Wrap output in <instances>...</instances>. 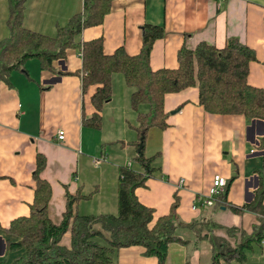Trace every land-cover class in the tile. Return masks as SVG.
I'll return each instance as SVG.
<instances>
[{
    "label": "crops",
    "instance_id": "obj_1",
    "mask_svg": "<svg viewBox=\"0 0 264 264\" xmlns=\"http://www.w3.org/2000/svg\"><path fill=\"white\" fill-rule=\"evenodd\" d=\"M85 0H28L23 26L30 31L56 35L72 17L83 11ZM9 0H0V41L10 36ZM164 27L166 36L153 45L150 67L153 71L176 69L178 51L194 50L200 43L218 49L237 40L255 53L249 64L247 83L264 89V0H112L103 22L82 31V43L102 39L103 52L112 55L123 48L130 56L142 47V28ZM54 72L43 69L37 59L27 61L23 71H13L0 81V226L7 228L18 218L30 215L34 200L33 174L38 154L45 157L40 177L51 187L48 215L60 225L66 210V195H82L75 212L79 216L117 213L119 170L135 157L133 126L136 114L131 108L132 90L122 75L112 78V98L101 112L99 129L86 126L95 108L96 87L82 89L81 53L70 49L63 60L53 64ZM167 129H151L145 137L144 156L159 154L160 169L135 191L138 201L154 211V222L169 214L175 196L182 222L211 220L224 228L213 235L232 246L251 235L256 216L234 214L230 206L250 204L264 170V121L242 116L206 113L199 105L198 89L188 88L168 94L164 101ZM60 130L65 140L57 142ZM227 180L228 207L206 208L197 199L207 195L213 178ZM86 197V198H85ZM153 222V224H154ZM226 228H235L231 237ZM177 235L190 245L172 244L166 264H213L209 239L194 246L195 237L187 229ZM18 238L0 230V261L11 264L22 252H8L7 242ZM104 244L103 241H99ZM61 245L69 248L70 235ZM117 264H158L145 257L141 247L120 249ZM264 264V242L255 245L243 263Z\"/></svg>",
    "mask_w": 264,
    "mask_h": 264
},
{
    "label": "trees",
    "instance_id": "obj_2",
    "mask_svg": "<svg viewBox=\"0 0 264 264\" xmlns=\"http://www.w3.org/2000/svg\"><path fill=\"white\" fill-rule=\"evenodd\" d=\"M27 1L9 0L10 36L0 41V81L6 82L13 71H23L24 64L33 59L39 60L43 69L54 72V62L65 59L68 50L80 52L83 92L96 87L92 97L95 113L92 118L84 119L85 125L100 128L102 108L112 98V78L116 74L122 75L132 90L130 102L136 114L133 130L137 134L133 147L137 154L130 167L119 170L115 215L79 216L75 206L84 197L67 194L66 210L60 225L53 224L48 215L51 187L40 177L46 160L38 154L30 215L13 220L7 228L0 226L7 235L19 239L7 242L8 252H22L11 264H117V252L130 247H141L145 257H154L158 264H166L170 245H190L177 235L182 229L189 230L195 237L194 246L210 240L213 264L245 262L253 247L264 242V170L260 173V185L254 200L242 207L230 206L234 214L248 212L256 216L252 234L243 233L233 246L213 235L215 229L224 227L211 220L190 224L182 222L177 214V196L169 214L154 222V211L138 201L135 191L144 187L160 169L156 165L159 154L146 158L144 148L141 156L137 150L142 136L145 144L149 130L167 129L166 95L196 87L199 105L206 113L264 121V89L247 83L249 64L255 61V53L237 40H229L222 49L200 43L194 50L182 47L178 51L176 69L153 71L150 67L151 52L155 42L165 38L164 27L146 25L142 28V47L136 56H128L123 48L112 55H105L102 39L82 43L78 37L83 30L103 22L112 0H85L83 11L75 14L67 26L59 28L51 37L23 26ZM261 147L264 149V139ZM226 198L225 188L216 199L215 207H228ZM226 230L231 237H237L235 228ZM67 234L71 238L69 248L61 245ZM0 264L7 263L0 261Z\"/></svg>",
    "mask_w": 264,
    "mask_h": 264
},
{
    "label": "built area",
    "instance_id": "obj_3",
    "mask_svg": "<svg viewBox=\"0 0 264 264\" xmlns=\"http://www.w3.org/2000/svg\"><path fill=\"white\" fill-rule=\"evenodd\" d=\"M65 140V132L60 130L57 134V142L62 143ZM130 167V164H128ZM227 187V180L221 176H215L211 187L208 190L207 195L197 199L206 208H214L216 205V199L224 192Z\"/></svg>",
    "mask_w": 264,
    "mask_h": 264
},
{
    "label": "water",
    "instance_id": "obj_4",
    "mask_svg": "<svg viewBox=\"0 0 264 264\" xmlns=\"http://www.w3.org/2000/svg\"><path fill=\"white\" fill-rule=\"evenodd\" d=\"M143 140H144V137L142 136V138H141V140H140V144H139L138 150H137V152H138L139 156H141V155H142V149H143Z\"/></svg>",
    "mask_w": 264,
    "mask_h": 264
}]
</instances>
